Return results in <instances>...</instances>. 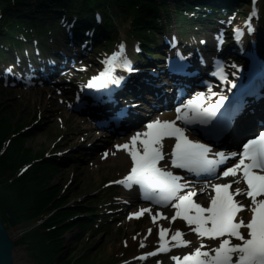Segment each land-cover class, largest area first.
I'll return each mask as SVG.
<instances>
[{"label":"snow or ice","instance_id":"obj_1","mask_svg":"<svg viewBox=\"0 0 264 264\" xmlns=\"http://www.w3.org/2000/svg\"><path fill=\"white\" fill-rule=\"evenodd\" d=\"M252 2L254 7L251 16L256 18V0ZM65 25L70 30L74 22L72 25L65 22ZM248 31L255 32L251 23L248 24ZM239 32L237 29V34ZM90 35V32L85 33L86 37ZM84 46H87V40L84 41ZM124 49L125 45L121 44L120 51L104 61L110 72L118 65L129 73L137 71L125 56ZM6 71L12 72L14 69L9 67ZM217 74L221 79H227L222 69L219 73H213ZM106 76L107 73H102L93 77L87 87L98 88L101 81L106 85ZM123 80L124 77H116L112 83L119 85ZM208 93L212 97H218V101L209 103L208 95L197 93L194 99L175 108L174 120H150L143 125L144 130L136 131L128 142L114 145L115 148L127 151L131 158V167L122 180L113 183L122 184L127 188L140 186L145 199L175 210L174 215L170 217L171 221L180 218L199 238L216 242L217 246L214 248H208L201 243L182 259L172 256L171 259L176 261V264H264V130L254 134V138L242 142V150L239 152L214 150L211 142L202 143L200 140L189 139L185 134L186 127L180 126L177 121L186 126L211 125V128L205 131V137L210 140L219 139L231 124V120L222 123L224 116L220 112L228 97L212 91L210 85ZM116 118L126 119L127 114L119 113ZM165 138L169 139L170 152L163 150L162 141ZM160 161H165V165L158 166ZM169 164L172 168L195 173L198 177L205 174V179H234L212 183L210 188L214 194L209 196L207 205H202L193 199L197 192L182 175L167 170ZM241 179L246 184V189L235 187L230 190L232 185H238ZM200 193L208 195L203 187ZM237 196L246 198L247 203H242ZM151 211L150 208H141L128 215L139 218ZM246 211L251 213L247 222L243 215ZM158 216L169 219L163 213H155L152 214L153 222H156ZM148 231L151 233V229ZM168 233L169 229L161 226L158 231L159 247L140 258L168 252L171 247H186L191 243L185 240L184 233L177 229L170 237L173 242L170 244Z\"/></svg>","mask_w":264,"mask_h":264},{"label":"trees","instance_id":"obj_2","mask_svg":"<svg viewBox=\"0 0 264 264\" xmlns=\"http://www.w3.org/2000/svg\"><path fill=\"white\" fill-rule=\"evenodd\" d=\"M242 1L0 0V68L17 62L16 56L45 50L55 41L64 22L89 28L96 38L108 43L116 39L137 40L147 52L155 33L169 28L172 20L183 32L197 20L212 18L204 13L205 9L224 15L232 4ZM98 15L103 18L102 24ZM26 46L31 50H26ZM3 102L0 99V216L9 230L37 222L38 226L17 243L19 247L34 245L38 264H77L75 255L62 256L64 233L79 224L92 225L103 215L94 211L97 202L67 204L55 186L51 190L47 184L55 166L53 160L24 146L23 128L27 122H13L11 109Z\"/></svg>","mask_w":264,"mask_h":264},{"label":"rangeland","instance_id":"obj_3","mask_svg":"<svg viewBox=\"0 0 264 264\" xmlns=\"http://www.w3.org/2000/svg\"><path fill=\"white\" fill-rule=\"evenodd\" d=\"M102 52L103 50L100 48L92 54L90 56L91 62L99 63L100 59L102 60L100 57ZM87 60V57L83 59L84 65ZM77 65L70 69L71 72L65 79H63L64 77H59L53 85L46 84L43 87H47L45 92L33 87L36 85L34 83L31 85L26 84L25 81L27 80L17 85L12 84L14 81L9 83L0 82V99L10 107L11 120L19 124L27 122V131H25L22 137L25 147H28L35 154L42 153L46 155L47 153V156L51 153L61 154L62 158L67 156L68 153L70 155L75 150H79L77 153L79 155L75 154V159H72L71 164H68V162L63 163L61 160L60 165H58L59 162L55 161L57 165L51 168L47 184L51 186V190H53L52 186H55L57 194L67 204L84 201L90 205L99 201L100 197L106 199L108 193L109 199L104 204V207H107V209L114 207L109 212L107 210L104 211V214L109 213L110 216L100 226H93V230L90 229L88 224L83 223L78 225L79 228L76 225L65 232L63 235L65 251L62 256L75 255L77 264H111L115 261L113 253L118 248L122 249L123 255H126V258L122 259L119 264L123 262L125 264H147V262L143 261L147 260L148 257L141 259L140 257L143 255L138 254L140 252L148 253L150 247H159L158 231L161 226L169 229L168 239L170 244L173 243L170 237L177 229L183 232V238L191 243L186 247H171L168 252L159 253L151 264H157V261H159V264H176V261L171 259L173 255L181 257L192 252L201 243L207 245L208 248L216 247L215 241H209L207 238L201 239L194 232L190 231L189 226L182 219L171 223L169 218L165 222L154 224L150 213L146 214L143 221L132 219L131 217L129 219L124 218L127 210L125 204H120L119 190L113 182L117 178L122 177L130 166L126 169L112 167L110 162L114 157L109 152L100 154L85 164V160L88 157L83 156L84 153L81 152L80 148L83 144L80 136L76 134L71 136L70 134L74 128H79L82 124H85V126L89 124L85 120H82L81 117L73 114L72 110L67 106L69 103L68 99L74 98V92L78 89L76 85L72 84V81L75 83L81 80V74L76 73L81 66L78 67ZM85 67L88 68L85 73L88 76L96 68H94V65L89 66L88 64ZM64 81L68 83H61ZM70 88L74 92H69ZM62 90L68 93L67 97L57 95ZM36 122L37 124H35ZM94 138L89 139V142H93V145L99 142ZM76 147L80 148L77 149ZM168 208L170 209L169 206H166L162 209L165 211ZM95 209L97 210V207ZM36 226H38L37 222L28 225L24 224L19 228L10 230V232L13 238L19 242L25 237L27 231ZM149 229H151V233H149ZM141 243H143V247H141ZM33 247L34 245L31 244L18 246L16 250L18 264H38L34 258L35 252L33 251Z\"/></svg>","mask_w":264,"mask_h":264},{"label":"bare ground","instance_id":"obj_4","mask_svg":"<svg viewBox=\"0 0 264 264\" xmlns=\"http://www.w3.org/2000/svg\"><path fill=\"white\" fill-rule=\"evenodd\" d=\"M252 24H253V27L255 28V32L254 33H250V35L252 36V34L253 35H255V33H256V20H253V22H252ZM262 36L264 37V31L262 32ZM243 45H244V47L245 48H248L247 47V43L246 42H244L243 43ZM243 51H245L244 50V48H241V49H238L237 50V52H238V58H240L241 60H251V59H247V58H245L244 59V57H241V54H242V52ZM16 58H18V56H16ZM171 65H173L174 66V69L176 70V71H181V70H179V69H181L180 68V66L178 65V64H176L175 63V60L174 61H171ZM82 65V63L80 62V64H79V66H81ZM150 68H146V70L148 71ZM178 69V70H177ZM146 70H143V72H146ZM69 73H70V71L69 70H67L65 73H63L62 74V77H64V78H66L68 75H69ZM167 77H171V76H167ZM59 84V83H58ZM44 86H39V87H36V88H38V90H40V91H46V89H47V87H45V88H43ZM56 87V86H55ZM59 91H61V90H59ZM68 93H65L63 90H62V92H58V96H61V97H63V95L65 96V97H67L68 95H67ZM66 99V98H65ZM174 100H177V98L176 97H174ZM63 101V100H62ZM170 104H172V102L170 103ZM169 104V105H170ZM149 105L152 107V109L153 110H147V109H142L143 108V106L142 105H140V107H138V106H136L135 108V112L136 113H138L139 114V116H141V117H144V116H146L147 118V122L148 121H150V120H154V119H157V118H159L160 120H174L175 119V117H176V115L171 111V109H170V107L167 105L166 107H164V108H159V109H154V107H157V106H159V102H158V100L156 101V100H151L150 101V103H149ZM66 107V106H65ZM115 118L114 117H111V120L113 121ZM146 122H144V123H141L140 124V126H142V125H144ZM144 130V128L143 127H141L139 130H136V131H143ZM136 131H134L132 134H130V135H128L127 137H122L121 135H117V136H113V141L112 142H110L109 143V145L107 146V148H104L103 149V151L101 150V151H97V152H95V154L93 155V156H91L92 158H91V160H93L94 158H96V157H98L100 154H103V153H105V152H109L110 153V155L111 156H113L114 158H112V160H111V162H110V165L112 166V167H117L118 169H126L128 166H131V158H130V156L128 155V153H127V151H125V150H123V149H118V148H115V147H113L114 145H118V144H122V143H125V142H128L129 141V139H130V137L136 132ZM92 131H89V129H88V126H85V124H82V125H80V127L79 128H74L73 129V131H72V133L70 132V134H71V136H73V135H79L80 136V140H81V142L82 143H85V144H87V143H89V142H87V141H89V139L92 137V136H94V135H100V136H102L101 138H104V136H103V134L104 133H102V132H100V131H95L94 133H91ZM243 133H240V135H242ZM162 143H163V150L165 151V145L166 144H168V143H170L169 142V139L168 138H165L163 141H162ZM86 147H88V154L91 152L90 150H94V149H92V148H95L96 150H99V148L97 149V146L96 145H92V148L90 147V146H88V145H85ZM87 150V149H86ZM85 151V150H84ZM95 151V150H94ZM87 154V153H86ZM89 161H87L86 163H88ZM160 162H163V161H160ZM159 162V163H160ZM228 180H230V179H234V178H230V177H226ZM195 190H196V192H197V196L196 197H194L193 199L194 200H198L201 204L202 203H206L207 201H209V196L213 193L212 192V190H210L209 189V187H208V182L207 183H196L195 181H194V183H191L190 184ZM237 185L236 184H234V187H236ZM204 188L205 189V192L206 193H208V195H204V194H201L200 193V189L201 188ZM212 192V193H211ZM245 199L246 198H241V200H244L245 201ZM119 200H120V202H126L127 200H128V197L127 196H125L124 194H120L119 193ZM243 203H246V202H243ZM139 208L141 209V208H148V205L147 204H144V205H141V206H139ZM151 208H153L152 209V211H151V213H150V215L152 216V214H154V213H160V209L161 208H157V207H155V206H153V207H151ZM135 209V207L134 206H130L129 208H128V211L130 212V213H133L134 210ZM139 209V210H140ZM156 209V210H155ZM174 212H175V210L173 209L172 210V212H170V210H168L167 212H164L163 214L165 215V216H169V217H171L172 215H174ZM244 216H245V219H247L248 217H249V215L251 216V213L250 212H245L244 214H243ZM124 218H125V215H124ZM157 219H159V218H157ZM153 221V220H152ZM165 221H167V219H161V220H156V222H153L154 224L155 223H157V222H165ZM171 221V220H170ZM176 221V220H175ZM175 221H171V223H174Z\"/></svg>","mask_w":264,"mask_h":264},{"label":"water","instance_id":"obj_5","mask_svg":"<svg viewBox=\"0 0 264 264\" xmlns=\"http://www.w3.org/2000/svg\"><path fill=\"white\" fill-rule=\"evenodd\" d=\"M17 241L0 216V264H18L16 259Z\"/></svg>","mask_w":264,"mask_h":264}]
</instances>
